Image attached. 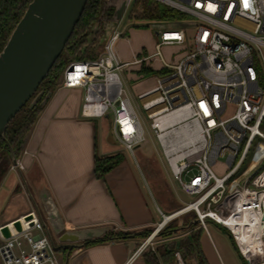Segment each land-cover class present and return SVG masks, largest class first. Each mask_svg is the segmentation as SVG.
Segmentation results:
<instances>
[{
	"label": "built area",
	"instance_id": "obj_1",
	"mask_svg": "<svg viewBox=\"0 0 264 264\" xmlns=\"http://www.w3.org/2000/svg\"><path fill=\"white\" fill-rule=\"evenodd\" d=\"M156 1L196 22L193 35L186 26L158 28L154 51L126 60L116 46L125 31L117 26L98 56L69 61L61 86L84 90V116L112 114L115 138L134 156L148 140L140 110L172 176L193 197L174 213L193 210L203 227L211 219L226 228L243 264H264V86L256 67H264V0ZM177 44L185 55L166 59L162 47ZM140 63L158 72L153 86L136 93L137 108L121 72L128 78V68ZM220 156L226 158L222 175L214 170ZM18 166L25 168L19 158ZM0 237L2 264H61L36 209L0 225ZM175 255L177 264H187L180 250Z\"/></svg>",
	"mask_w": 264,
	"mask_h": 264
},
{
	"label": "crops",
	"instance_id": "obj_2",
	"mask_svg": "<svg viewBox=\"0 0 264 264\" xmlns=\"http://www.w3.org/2000/svg\"><path fill=\"white\" fill-rule=\"evenodd\" d=\"M136 22L137 24H130L137 27L136 33L154 35L157 41L159 40L157 29L164 26H151L146 23L147 20ZM127 33L128 31L125 30L124 38L132 45L131 38L126 36ZM156 43L152 45L151 42L148 44L143 41L136 47L131 46V59L134 55L143 56L152 53ZM174 47L178 50L170 55V59L178 61L185 55L186 48L181 44ZM118 51L128 60L120 52V48ZM142 66L147 65L133 64L128 71L129 80L134 71L135 78L142 83L139 91L153 86L151 82L146 83V81L153 80L155 83L153 75L158 72L154 69L147 74L140 73ZM83 100L82 88L60 85L43 105L31 129L26 147L18 157L25 168L21 169L22 173H20L12 163L4 177L0 178V225L32 209L37 210L34 198L45 216L39 193L49 190L66 229L99 226L104 227L106 232L132 231L126 237H110L97 242L79 241L69 256H67V248H62L58 250L62 259L61 264H148L142 252L134 254L143 242L140 241L142 237L140 233L154 228L164 215H171L170 213H174L186 203H175L172 210L167 211L160 207L158 209L151 207L135 177L134 168L122 157L121 161L110 170L104 173L98 171L96 156L121 154L119 148L114 145L120 143L109 136V133L106 138L108 137V142L114 144H108L106 140L100 143L101 131L98 120L82 114ZM147 141L138 150L142 147L152 150L151 143L148 144ZM221 228L216 222L211 221L200 233L201 252L208 264H228L223 237L225 235ZM195 229L188 227L186 231L177 232L169 238L178 242L174 237L180 236L181 239L190 237ZM1 243L0 237V245ZM0 264H2L1 255Z\"/></svg>",
	"mask_w": 264,
	"mask_h": 264
},
{
	"label": "water",
	"instance_id": "obj_3",
	"mask_svg": "<svg viewBox=\"0 0 264 264\" xmlns=\"http://www.w3.org/2000/svg\"><path fill=\"white\" fill-rule=\"evenodd\" d=\"M88 1L32 0L29 3L24 15L0 52V138H6L7 127L29 101H31L29 103L31 108L38 103L42 106L47 103L53 91L39 90V87L49 75L50 70L71 38ZM127 2L128 0L103 1V11L99 17L101 22L93 26L88 35V40L83 46V52L88 50L92 53L98 43L104 42L112 29L118 26L127 9ZM107 8L109 10L106 13ZM146 23L151 26L160 25L164 27L196 25V22L189 20L147 21ZM130 24H137V22L134 21ZM98 36V43H94ZM90 45L92 46L89 49ZM99 54V49H96L94 56ZM30 133L31 131L25 136L22 150L26 147ZM109 136L118 142L112 131L109 132ZM11 151L12 163L17 165L18 156L12 147ZM17 169L22 173L19 166ZM39 197L45 216L33 197L35 206L44 221L51 242L56 250L67 248V256L79 244V241L86 242L102 237L106 233L105 228L99 226L66 229L65 222L58 211L51 192L49 190L40 191ZM165 223L166 219L162 225ZM56 241L59 243L57 244Z\"/></svg>",
	"mask_w": 264,
	"mask_h": 264
},
{
	"label": "trees",
	"instance_id": "obj_4",
	"mask_svg": "<svg viewBox=\"0 0 264 264\" xmlns=\"http://www.w3.org/2000/svg\"><path fill=\"white\" fill-rule=\"evenodd\" d=\"M32 0H0V52L7 43L12 31L16 27L17 23L24 15L29 3ZM103 1L104 0H89L86 9L78 22L71 38L69 39L67 45L65 46L60 57L57 59L49 75L42 82L45 86V90L54 91L63 82L64 69L69 61L73 59H80L88 56L86 52H83V46L88 40V35L92 31L93 26L101 22L99 17L103 11ZM141 4V5H140ZM143 9V12L138 16L139 20H149L153 21L154 16H158V19L165 20H183L185 17L178 15V11L169 10L164 12H159V7H154V10H149L146 2L142 0H135L133 7H138ZM109 10V8H107ZM106 10V13L108 12ZM154 69L147 66H142L139 70L140 73L147 74L152 72ZM43 106L38 103L34 107L25 108L24 114L17 121L12 120L5 131L6 138H0V178L9 170L12 164V151L19 157L22 153V145L26 134L31 131L33 125L35 124L39 114L41 113ZM11 145V147H10ZM118 155L110 156V159L115 158ZM121 161L120 158L110 160L109 162H104V160L96 156V168L101 173H104ZM185 215H189V226L177 224V217L170 219L158 232V235H165L169 233L170 236H174L177 232L186 231L187 227L196 228L192 236L181 239L180 241H170L167 245H161L158 252L155 251H142L141 254L144 255L148 264H177L175 251L178 249L187 264H191L189 259H197L196 264H208L205 256L201 252L200 245V233L203 227L200 223L196 221L197 213L195 211H188ZM219 225V224H218ZM226 230L225 227L219 225ZM151 232V229H146L141 232L142 237L147 236ZM168 237V238H169ZM110 237H105L104 235L97 239H90L88 242H97L109 239ZM115 238V237H114ZM116 238H119L116 237Z\"/></svg>",
	"mask_w": 264,
	"mask_h": 264
},
{
	"label": "rangeland",
	"instance_id": "obj_5",
	"mask_svg": "<svg viewBox=\"0 0 264 264\" xmlns=\"http://www.w3.org/2000/svg\"><path fill=\"white\" fill-rule=\"evenodd\" d=\"M142 1L146 2V5L149 8V10L153 11L155 6L159 7L158 8L159 12H164V11L169 10V7L167 5H165L161 2H158L156 0H142ZM133 5H134V3L132 4V7H133ZM134 9L135 10L139 9V6L135 7ZM178 15L181 17H185L183 20H189V16L184 12L178 11ZM134 21H135V19H134L133 15H131V8L128 7L126 9L125 13L123 14V17L121 18L119 24H118V29L123 31L130 23H132ZM153 21H163V19H161V18L158 19V16H154ZM165 21H170V20H165ZM136 28L137 27H134L133 25L126 28V31H128V33H127L128 35H126V36L131 38L132 45H130L124 37L121 38L120 40H118V42L116 43L117 48H120V52L128 60L131 59V56H130L131 55V52H130L131 46L136 47L139 44H141V42H143V41H145L148 44L151 42L153 45V43L154 42L156 43V41H157V37L155 38L154 35H139L138 33H136L137 32L135 30ZM140 28L142 29L144 27H140ZM188 31H189L190 35H193L195 28L193 26H188ZM158 39H160V38H158ZM98 41H99V36L96 37V39L94 40V43H98ZM191 45L192 46L194 45V43L192 41H191ZM91 46L92 45H90L88 48L90 49ZM96 49H99V51L101 52L102 44L98 43V46H96V48L93 49L92 53H90L88 51L87 52L88 56H94ZM152 49H154V48L152 47ZM177 50H178V48L174 47V45H165L162 47V52H163L165 58L169 59V60H170V55L173 52L176 53ZM256 67L258 70L259 80L264 86V67L260 63H257ZM129 69L130 68H128V70ZM134 73L135 72L133 71V73L131 74L130 80L127 78L124 71L121 72V75H122V78L124 81V87L132 95L135 106L138 108V104L136 101V93H138L139 90H141L140 87H142V83H140L135 78ZM147 82H151V84H154L153 80L146 81V83ZM45 88L46 87L43 86V84H41L39 87V90L45 89ZM30 102L31 101H29L28 104L25 105L21 109V111L13 118L14 121H17L19 118H21V116L24 114L25 108H28ZM139 112H140L141 117H142V119H143V121L147 127V132L149 135L147 143L148 144L151 143L152 150L151 149L148 150L147 148L142 147V149L136 150V153L134 156L130 151L125 149L121 144L116 145L114 143L108 142V140H107L108 137L106 138V135H108V133L111 130V122H112L111 119L113 117L112 114H110L109 116L95 118L96 120H98V126H99L100 131H101V137H99V140H100V143L105 142V140H106V142L108 144H114L115 146H117L119 148V152L121 154H117L118 156H116L113 159H110V156L98 155L97 157L104 160V162H106V161L109 162L110 160H114V159H118V158L121 159V157H122V159L124 161H127L134 168L135 177L137 178L138 183L141 186L142 191L145 194L147 202L150 204V206L154 207L156 209H158L160 207L162 210H165V211L172 210L171 208H173L175 203L185 204V203H188L189 201H191L193 199V197L187 195L184 191H182L178 182L172 176L170 168H169L164 156L162 155L160 146L157 142L155 134L153 133V130L149 126V123H148L147 119L145 118L144 114L140 110H139ZM262 129L264 130V121L262 124ZM111 146H113V145H111ZM146 146H148V145H146ZM250 155L246 159V161H245L244 165L241 167V169H243V167H245L247 162L250 160V157H251ZM214 170L219 175H222L226 172V158L224 156H220L217 159V162L214 164ZM21 179L23 180V178H21ZM170 214H173V213H170ZM177 216H176L177 217L176 221L178 222L177 224L189 226V224H188L189 219H187L189 215H185V213H182V214H179ZM163 220H164V217L161 218V222ZM211 221H212L211 219H208L207 223L209 224V223H211ZM158 224L159 223H157V225L154 228H151V232L147 236L141 237L140 241L141 242L144 241L157 228ZM221 231L225 235L223 237H224V243H225L226 262L228 264H243V259L239 255L237 248L235 246V243H234L233 239L231 238L230 234L223 228H221ZM131 233H132V231H130V230H116V231H108L104 234V236L105 237H111V238L112 237H118V236L119 237H123V236L126 237V236H129ZM169 236H170L169 233H165V235H161V236H159L157 234L153 238L151 243H149L148 246L146 247V251H152V252L155 251L157 253L158 249H159V247H161V245H167L171 241L172 238H168ZM174 238L177 239L178 241H180V239H181L180 236H177V238L176 237H174ZM58 255H60V254H58ZM196 261H197V259H194V258L189 259V262L191 264H196L197 263Z\"/></svg>",
	"mask_w": 264,
	"mask_h": 264
},
{
	"label": "flooded vegetation",
	"instance_id": "obj_6",
	"mask_svg": "<svg viewBox=\"0 0 264 264\" xmlns=\"http://www.w3.org/2000/svg\"><path fill=\"white\" fill-rule=\"evenodd\" d=\"M131 8V15H133L135 21H138L139 18L138 16H140L143 12V9L142 8H139V9H134L135 7H130ZM108 11V10H107Z\"/></svg>",
	"mask_w": 264,
	"mask_h": 264
},
{
	"label": "bare ground",
	"instance_id": "obj_7",
	"mask_svg": "<svg viewBox=\"0 0 264 264\" xmlns=\"http://www.w3.org/2000/svg\"><path fill=\"white\" fill-rule=\"evenodd\" d=\"M180 213H182V212H178V213L176 212V213H174L173 215H172V214H171V215H166V218H165V219H166V222H167L168 220H170L171 218L176 217V216L179 215ZM162 222H163V221H162ZM161 226H162V225H161ZM159 230H160V229L157 230V233L159 232Z\"/></svg>",
	"mask_w": 264,
	"mask_h": 264
},
{
	"label": "snow or ice",
	"instance_id": "obj_8",
	"mask_svg": "<svg viewBox=\"0 0 264 264\" xmlns=\"http://www.w3.org/2000/svg\"><path fill=\"white\" fill-rule=\"evenodd\" d=\"M245 3H246V0H245Z\"/></svg>",
	"mask_w": 264,
	"mask_h": 264
}]
</instances>
